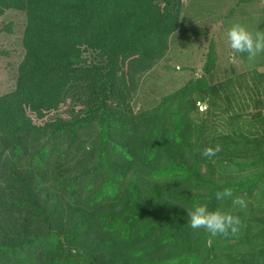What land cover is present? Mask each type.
I'll use <instances>...</instances> for the list:
<instances>
[{
    "label": "trees",
    "instance_id": "obj_1",
    "mask_svg": "<svg viewBox=\"0 0 264 264\" xmlns=\"http://www.w3.org/2000/svg\"><path fill=\"white\" fill-rule=\"evenodd\" d=\"M183 8L0 0V15H26L15 86L0 91V264H264V59L216 80L212 41L200 76L134 108L171 36L198 33ZM224 187L247 208L217 202ZM194 203L243 227L193 230Z\"/></svg>",
    "mask_w": 264,
    "mask_h": 264
},
{
    "label": "rangeland",
    "instance_id": "obj_2",
    "mask_svg": "<svg viewBox=\"0 0 264 264\" xmlns=\"http://www.w3.org/2000/svg\"><path fill=\"white\" fill-rule=\"evenodd\" d=\"M233 23H240L253 33L264 32V0H184L180 27L198 33L185 44L181 43L179 32L171 36L167 55L140 79L133 99L135 110L154 105L162 95L181 87L191 76H200L212 41L217 52L216 80L260 65L264 53L250 63L246 54L233 52L228 47L226 31ZM25 24L26 15L22 10L8 9L0 15V91L15 86L17 67L24 53Z\"/></svg>",
    "mask_w": 264,
    "mask_h": 264
},
{
    "label": "clouds",
    "instance_id": "obj_3",
    "mask_svg": "<svg viewBox=\"0 0 264 264\" xmlns=\"http://www.w3.org/2000/svg\"><path fill=\"white\" fill-rule=\"evenodd\" d=\"M228 47L236 53L246 54L247 60L252 63L264 53V32L253 33L240 23H233L226 31ZM222 151V146L205 147L201 155L207 158L215 157ZM217 202L230 201L233 209L244 210L247 202L243 196L236 195L231 187H224L215 192ZM188 225L193 230L204 229L211 236L236 235L243 227V222L238 215L231 211H223L219 208L210 210L206 203H194L192 207L186 208Z\"/></svg>",
    "mask_w": 264,
    "mask_h": 264
}]
</instances>
